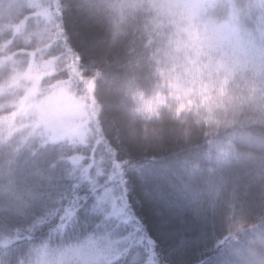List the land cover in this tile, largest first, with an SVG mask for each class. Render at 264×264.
Listing matches in <instances>:
<instances>
[{"label":"trees","instance_id":"obj_1","mask_svg":"<svg viewBox=\"0 0 264 264\" xmlns=\"http://www.w3.org/2000/svg\"><path fill=\"white\" fill-rule=\"evenodd\" d=\"M45 2L0 0V264L105 234L109 264H264V0H206L194 34L156 0ZM32 58L55 65L42 95L85 100L84 143L16 116Z\"/></svg>","mask_w":264,"mask_h":264},{"label":"rangeland","instance_id":"obj_2","mask_svg":"<svg viewBox=\"0 0 264 264\" xmlns=\"http://www.w3.org/2000/svg\"><path fill=\"white\" fill-rule=\"evenodd\" d=\"M31 8H36L40 14L46 16L49 8L45 0H21ZM161 14L168 16L180 25V28L187 29L189 33L203 26L207 31L209 26L201 22L203 5L206 0H156ZM45 3V4H44ZM81 26L87 24L80 22ZM85 42L94 46L92 35L86 30L82 31ZM216 44L228 42L227 34H218L211 30ZM229 45V44H227ZM107 52H105L106 54ZM55 73V65L50 60L32 58L27 69L14 78V83L23 81L25 83V95L19 101L16 116L24 119L33 118L36 123L43 127L49 135V141L69 142L81 144L92 136L91 120L88 115L85 100L78 96L73 90L70 82L60 81L49 87L48 92L42 95V81ZM42 91V92H41ZM145 201L158 200L160 196L151 197L145 190L142 191ZM114 189H106L101 201L114 208L117 215L119 201L114 195ZM117 207V210H116ZM161 205H152L151 212L159 216L162 210ZM161 222L168 223V221ZM160 222V225H161ZM121 238L105 234L101 236H87L80 242L60 248H41L37 255L38 264H109L121 255L119 246Z\"/></svg>","mask_w":264,"mask_h":264},{"label":"clouds","instance_id":"obj_3","mask_svg":"<svg viewBox=\"0 0 264 264\" xmlns=\"http://www.w3.org/2000/svg\"><path fill=\"white\" fill-rule=\"evenodd\" d=\"M241 7H242V13L244 12V6H243V0H241ZM246 18H245V15H241V17L239 18V20H238V23L240 24V25H244V24H246Z\"/></svg>","mask_w":264,"mask_h":264}]
</instances>
